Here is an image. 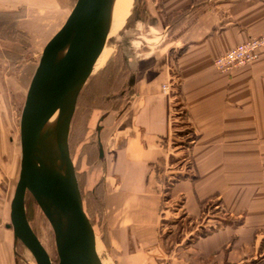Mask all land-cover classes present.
I'll return each mask as SVG.
<instances>
[{
	"label": "crops",
	"instance_id": "1",
	"mask_svg": "<svg viewBox=\"0 0 264 264\" xmlns=\"http://www.w3.org/2000/svg\"><path fill=\"white\" fill-rule=\"evenodd\" d=\"M140 4L142 29L166 33L167 21H173L174 34L171 43L132 52L120 102L103 113L93 134L105 240L113 261L264 264V48L256 62L229 74L213 68L215 59L264 34V0ZM72 8L68 0H0V18L11 20L17 35L42 37L44 48ZM23 53L21 44L0 38V264L25 262L18 258V241L8 227L17 147L11 136L14 108L7 101H20L18 85L22 90L24 85L7 72ZM173 79L179 81L193 141L187 143L191 168L181 167L182 177L170 195L182 197L187 216L195 221L214 204L216 214L209 220L217 229L170 251L171 239L163 241L160 235L162 186L175 174L173 158L181 153L180 146H172V100L162 86Z\"/></svg>",
	"mask_w": 264,
	"mask_h": 264
},
{
	"label": "rangeland",
	"instance_id": "2",
	"mask_svg": "<svg viewBox=\"0 0 264 264\" xmlns=\"http://www.w3.org/2000/svg\"><path fill=\"white\" fill-rule=\"evenodd\" d=\"M68 1L70 2V6H74L76 2V0ZM142 8L143 6H141L140 0H129L126 6L122 8V11L119 12V17L115 21L112 19L113 23H111V26L106 27L102 55L100 52L102 58L105 59L104 65L101 69L93 72L91 78L87 81L83 91H81V94L77 99L71 117L68 140L70 145V157L72 158L71 160L75 167L77 180L80 185L79 188L84 210L86 211L95 232V240L92 242L95 247L94 249L96 250V257L100 264L115 263L113 261L112 252L107 246L105 240L106 230L103 225V212L100 198V185L102 184L100 181V175L98 176V172H100L98 169L100 164L97 159L99 158L97 157V148L93 143V136H95L93 134L96 132V127L100 125V118H102L101 116L103 113L113 107L115 109L116 104L120 102L116 100L126 89L124 83L125 79L129 76L126 62L127 60H134L132 52L134 53L137 51L138 54L146 53L150 48H159L161 45H165L173 40L172 36L174 34V32H171L172 27H170L172 26L171 23L173 21H167L166 18L164 19L165 23L167 21L166 33L150 34L142 29V20L140 19L141 15H143ZM9 21H7L6 18H0V38L8 39L9 42L21 44L22 49L25 52L23 53V57L16 56L17 58L13 59L12 63L14 66L9 68L7 72V74H11V78L15 77L16 79H19L24 85V90L21 89V85H18L19 92L21 93L20 95L22 96L20 101L13 100L10 101V103L7 101L8 106L11 104V107L14 108L11 136L15 142V147H17L13 172L14 185L16 187L20 175L21 147L19 137L21 133H19V125L21 121V112L26 98L25 88L29 87L35 69L38 66L39 59L43 52V39H40L42 37H38L37 35L31 36L30 38L17 35L15 31L12 30L11 26L13 25L11 20ZM172 68L173 67H171V72L175 73L174 70L172 71ZM162 87L165 88V90L163 88L162 90L165 93H168L172 100L171 136L173 137L172 141L174 142L172 146L174 148L180 146V148L176 149L181 153L176 154L175 158H173L172 167L174 170L172 171H175V174L172 175V178H166L163 180L165 183H163L164 185L162 186L164 203L160 218L162 223L160 227V235L162 236L161 238L163 241H166V239L169 241L171 239L168 242V249L172 251L177 243L181 244L183 242L184 245H189L196 237L206 236L210 234L211 231L217 229V224L209 220L215 216L216 213L214 208H216V206L214 204L207 205L206 207L209 206V208H207L208 210H203L199 219L195 221L192 217L187 216V213L184 210L185 208L182 197L177 195L172 198V195H170L171 186L178 182L182 177L180 173L182 169L181 167H184L185 169L191 168L188 158L189 154L187 153L189 144L187 145V143L193 141V134L192 127L189 126L186 118H184L186 113L182 108V100L179 97V81L177 79L170 80V83H167ZM113 101L115 102L112 103ZM93 173H96L97 176L92 177L91 175ZM89 176L92 178L89 179ZM25 206L30 226L45 250H47L53 263H56L58 254L56 253L54 234L51 225L44 217L36 200L29 193L26 194ZM17 246L18 258H21L22 262L24 260L25 262L27 261L28 263L35 264L32 255L19 241ZM25 262L23 263L27 264Z\"/></svg>",
	"mask_w": 264,
	"mask_h": 264
},
{
	"label": "water",
	"instance_id": "3",
	"mask_svg": "<svg viewBox=\"0 0 264 264\" xmlns=\"http://www.w3.org/2000/svg\"><path fill=\"white\" fill-rule=\"evenodd\" d=\"M101 2L106 8L107 26H111L114 0H76L64 25L43 48L21 112L20 175L11 202L8 227L12 228L17 241L32 255L35 264H76L74 257L70 260L67 256L70 241L75 237L95 240L93 225L84 210L68 140L74 106L91 78L104 46V43L97 40ZM65 48H69L73 54V65L62 73H54L56 60ZM69 102L73 104L71 113L64 120L57 136L62 167L57 175L47 174L46 163L39 151V134L42 133L46 120ZM27 193L35 200L38 196L44 198L62 195H68L70 199V212L74 215L72 220L59 230L49 221L58 254L56 263H53L30 226L25 206Z\"/></svg>",
	"mask_w": 264,
	"mask_h": 264
},
{
	"label": "bare ground",
	"instance_id": "4",
	"mask_svg": "<svg viewBox=\"0 0 264 264\" xmlns=\"http://www.w3.org/2000/svg\"><path fill=\"white\" fill-rule=\"evenodd\" d=\"M133 1V0H132ZM129 0H114L112 19L115 21L119 17V12L126 6ZM99 24L97 30V40L99 43H103L105 40V33L107 27L106 21V8L101 2L99 5ZM127 16V15H126ZM114 17V18H113ZM126 18V17H125ZM124 20V19H123ZM103 49L101 50L102 55ZM99 54L97 64H95L93 72L101 69L104 65L105 59ZM73 54L69 48H65L61 52L56 60L54 66V73H62L68 70L73 65ZM28 93V92H27ZM72 103H66V105L60 107L54 112L43 125L41 134L38 138V146L41 154V158L46 163L45 173L51 175H57L60 168L62 167L60 154L57 145V136L60 133V129L63 125L66 117L71 113ZM20 140V137H19ZM36 202L43 212L44 216L50 221L55 227L62 229L74 215L70 212V199L68 195L62 196H49L36 198ZM93 242L83 239L81 237L73 238L68 246V257L69 259L76 260V264H100L96 257V250L94 249Z\"/></svg>",
	"mask_w": 264,
	"mask_h": 264
},
{
	"label": "built area",
	"instance_id": "5",
	"mask_svg": "<svg viewBox=\"0 0 264 264\" xmlns=\"http://www.w3.org/2000/svg\"><path fill=\"white\" fill-rule=\"evenodd\" d=\"M262 48H264V34L251 38L218 57L214 61V68L221 74H228L237 68L250 65L260 58L259 52Z\"/></svg>",
	"mask_w": 264,
	"mask_h": 264
},
{
	"label": "trees",
	"instance_id": "6",
	"mask_svg": "<svg viewBox=\"0 0 264 264\" xmlns=\"http://www.w3.org/2000/svg\"><path fill=\"white\" fill-rule=\"evenodd\" d=\"M79 98V97H78ZM76 177H77V175H76ZM78 181V180H77ZM79 184V183H78ZM80 189V188H79ZM82 197V196H81ZM26 214H27V212H26ZM44 215V214H43ZM28 216V215H27ZM45 217V216H44ZM46 218V217H45ZM47 219V218H46ZM90 220V219H89ZM48 221V220H47ZM49 222V221H48ZM91 222V221H90ZM50 224V223H49ZM92 224V223H91Z\"/></svg>",
	"mask_w": 264,
	"mask_h": 264
}]
</instances>
